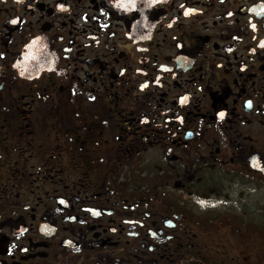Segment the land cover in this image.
I'll use <instances>...</instances> for the list:
<instances>
[{"label":"flooded vegetation","instance_id":"obj_1","mask_svg":"<svg viewBox=\"0 0 264 264\" xmlns=\"http://www.w3.org/2000/svg\"><path fill=\"white\" fill-rule=\"evenodd\" d=\"M260 228L264 0H0V264H259Z\"/></svg>","mask_w":264,"mask_h":264},{"label":"rangeland","instance_id":"obj_2","mask_svg":"<svg viewBox=\"0 0 264 264\" xmlns=\"http://www.w3.org/2000/svg\"><path fill=\"white\" fill-rule=\"evenodd\" d=\"M262 221L261 217H260V222ZM262 229L260 228L259 230V247H258V250H259V264H264V232L261 231ZM229 246L226 247L227 250H232L229 254V261H231L232 263L231 264H236L235 261H238L237 259V256H238V252L236 250V248L230 244H227ZM218 250L221 251V252H224L225 251V248L223 247L222 249L218 247ZM226 252V251H225ZM212 264H214V262H211ZM242 264H251L250 262H246V261H243Z\"/></svg>","mask_w":264,"mask_h":264},{"label":"snow or ice","instance_id":"obj_3","mask_svg":"<svg viewBox=\"0 0 264 264\" xmlns=\"http://www.w3.org/2000/svg\"><path fill=\"white\" fill-rule=\"evenodd\" d=\"M13 22H15V21H13ZM220 115L222 116V115H223V113H221Z\"/></svg>","mask_w":264,"mask_h":264}]
</instances>
